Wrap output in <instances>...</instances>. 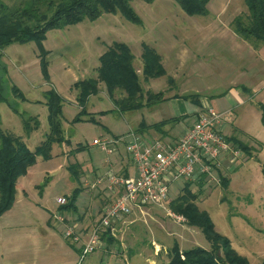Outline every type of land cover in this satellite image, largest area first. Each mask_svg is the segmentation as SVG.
<instances>
[{
  "label": "rangeland",
  "instance_id": "374dc122",
  "mask_svg": "<svg viewBox=\"0 0 264 264\" xmlns=\"http://www.w3.org/2000/svg\"><path fill=\"white\" fill-rule=\"evenodd\" d=\"M1 1L16 6L21 0ZM131 6L142 20L141 26L127 22L120 15L107 14L95 22L84 20L80 24L48 32L43 48L49 52L46 68L49 83H46L34 43L13 44L0 51L3 95L21 114L16 115L7 104L1 103L0 130L21 137L28 150L34 151L48 133L44 92L54 89L64 100L62 129L65 143L52 146L50 159L37 157L21 177L22 186L30 191L31 201L36 198V191H33L36 186L39 195L43 194V200L52 201L57 195H67L68 190L77 185L68 169L70 165L77 167L80 184L86 174H94L89 185L104 178L110 170L109 164L112 172L117 174L115 167L118 161L113 158L114 155L105 156L92 145L94 140H115L132 133L131 129L142 121L153 124L178 115L175 104H168L166 110L152 107L120 113L113 100L121 99L124 93L119 91L111 99L104 84L99 83L97 95L88 99V116L76 122L81 110L76 104L72 85L92 78L95 69V56L93 58L86 53L85 46H90L91 51L97 53L113 42L128 43L132 55L136 57L133 66L145 98L147 92L159 93L167 88L174 93L185 92V95L209 98L227 82L241 81L238 68L240 70L244 66L246 72L249 70L252 59L248 43L241 42L238 54L232 56V65H237V70L227 64L229 56L223 49L232 20L247 13L242 0H210L205 17L187 16L173 0H155L151 5L141 0H131ZM143 43L150 47L153 44L164 55L165 76L144 80L141 75L142 62L138 59ZM179 48L183 53L177 57ZM96 63H99L97 59ZM255 64L256 61L253 66ZM12 85L18 87L28 101L18 100L10 91ZM258 102L264 104V97L255 95L254 104L242 107V111L236 112L238 116L231 117L228 113L230 122L228 126L227 119L225 136L244 143L247 149L241 151L233 165L224 163L222 176L228 181L227 187L224 188L221 183L214 185L205 182L202 194L196 200L198 209L208 214L215 231L227 238L233 250L244 257L248 264H260L264 260V127L261 124L262 112L256 105ZM180 104L181 112L192 107L189 101ZM108 111L111 112L104 113ZM21 116L25 119L36 117L40 122L37 128L33 121L30 122L31 129L35 131L29 136L23 131ZM188 119L181 118L171 124L187 122ZM235 120H240L238 125L241 131L234 128ZM133 132L137 133V130ZM118 147L122 145L117 144ZM184 183L180 181L171 186L169 201L183 193ZM191 190L197 193L199 188L193 185ZM145 208V214L132 213L125 223L117 226L116 244L95 250L81 259L82 264H167L168 252L174 244L180 250L191 247L210 250V244L199 229L178 225L167 217L166 209ZM42 213V210L38 211V215ZM131 221L133 223H129Z\"/></svg>",
  "mask_w": 264,
  "mask_h": 264
},
{
  "label": "trees",
  "instance_id": "16d2710c",
  "mask_svg": "<svg viewBox=\"0 0 264 264\" xmlns=\"http://www.w3.org/2000/svg\"><path fill=\"white\" fill-rule=\"evenodd\" d=\"M145 4H152L155 0H141ZM176 5L189 17H205L208 15V4L210 0H173ZM247 13L235 17L231 22V28L235 35L250 42L255 48L264 45V0H242ZM120 15L127 22L141 26L142 20L131 6V0H21L16 6L6 5L0 0V51L13 44L25 45L34 43L38 52L41 66L45 72L46 83H49L47 74V56L49 52L43 48L47 33L53 30H62L69 26L82 23L84 20L95 22L103 15ZM142 62L141 75L145 81L156 79L166 75L161 64V58L157 52L146 44L141 45ZM0 54V59H1ZM99 67L96 77L77 81L72 85L76 91V104L81 112L75 121H81L82 117L88 116L86 106L91 96L97 95L99 83H103L109 98L117 92H123L121 99L113 100L116 110L120 113H129L143 108H151L164 100L163 92H147L143 96L133 61L134 57L130 48L123 44L114 42L102 54L99 59ZM6 77L7 70H3ZM172 80H170L171 82ZM3 87L0 79V104H7L16 115L17 109L13 108L8 99L3 95ZM10 91L20 101H27L23 92L15 85L10 86ZM44 105L47 108L48 133L44 140L34 150L29 151L21 137L0 130V216L9 211L15 201L17 180L23 177L28 168L31 167L37 157L44 160L50 159L51 148L54 144L65 143L64 131L62 129V107L63 97L49 89L44 92ZM184 99L193 98L198 101V96H184ZM41 103V102H40ZM257 107L262 112L261 124L264 127V105ZM18 114H17V113ZM111 111L104 112L110 113ZM22 119L23 131L29 136L33 131L30 122L33 121L39 127L36 117ZM178 119L164 120L151 126H146L142 121V129L160 130L163 126L177 122ZM233 146L242 151L247 149L246 145L229 138ZM74 183L80 186L77 178V167H68ZM204 180L196 182H185L183 193L174 200L168 201L167 206L176 214L182 215L187 220V226L199 229L206 241L210 244V250L200 247H191L180 250L176 244L168 252L167 264H248L244 257L238 255L232 248L227 238L215 231L208 214L200 211L196 200L202 194ZM221 184L227 187L228 181L221 176ZM198 186L197 193L192 192L191 186ZM76 187L68 197L67 203L60 206L61 212L74 210L76 199L81 192ZM107 245L115 243L114 238L103 240ZM264 264V260L260 263Z\"/></svg>",
  "mask_w": 264,
  "mask_h": 264
},
{
  "label": "crops",
  "instance_id": "0c3cea01",
  "mask_svg": "<svg viewBox=\"0 0 264 264\" xmlns=\"http://www.w3.org/2000/svg\"><path fill=\"white\" fill-rule=\"evenodd\" d=\"M225 40L227 42L226 44L223 43V49L225 50L226 55L229 56V63L227 64L230 65V67L233 66L236 70L237 65H232V56H236V54H238V46L241 42H245L250 45V58L252 60L249 62V70L246 72V68L244 66L240 67L241 71L238 68V74H240V77L242 78L241 81L227 82L222 89L217 91L215 94L210 95L209 98L198 97V101L193 98L184 99V96L192 95H185V92L183 94L174 93L172 90L167 88L162 91L166 100L153 107L154 109L159 108L162 110V108H164V110H166L168 109V104H175L178 106L179 112L176 117L166 118L161 121L171 120L174 118L184 119L189 117L188 121L185 123L179 121L175 125L170 123L163 126L160 130L142 129L140 127V122L131 129L132 133L145 143H149L154 139L172 143L182 136L185 127L190 125L195 120L196 115L204 106L210 105L218 112L230 113L231 117H233V115H237L238 112L243 110L242 107H246L248 104H254L255 95L264 97V45L255 48L250 42L235 35L232 28L228 30V38ZM91 43L93 42L91 41ZM119 43H123L129 47L128 43ZM151 45V48L154 49L160 56L161 64L163 66L164 55L153 44ZM109 46L111 45H106V49L99 50L97 53H93L90 46H85L86 53H90L93 58L95 56V59L93 60L95 69L92 73L94 74L92 78L96 77V70L99 67V63H96V59L98 60ZM141 53L142 51L140 52L138 58L140 61ZM181 53H183V50L179 48L176 53L177 57H179ZM165 55H167V53ZM133 57L135 61L136 57L134 55ZM255 61L256 64L253 66ZM223 62H225V59ZM220 65L218 70H220ZM251 65L252 67H250ZM74 94L76 96L75 90ZM194 94L199 95L196 92ZM187 101L192 104V107H189L188 111L185 110L181 112L182 106L180 103ZM258 104L262 103H256V105ZM143 122L146 126L155 124H148L145 121ZM229 122L230 120L228 118V126ZM235 122H237V127L233 124L232 126L241 131L239 129L240 126L238 125L240 120L239 122L235 120ZM176 129L177 131L174 132ZM135 130H137V133L133 132ZM226 130L227 125L225 127V131ZM125 135H122L121 137ZM113 155V158L118 161V165L115 167L117 168L116 175L123 177L134 175V165L125 153L124 145H122V147H118L116 151L110 155L105 154V156L109 157ZM109 167L110 170H113L110 164ZM93 176L94 174H86V176L82 178L81 184H79L80 186L74 184V186L68 190L69 193L63 196L67 199L76 187H80L79 189L81 192L76 199L74 205L75 208L72 212L69 211L67 213L61 212L59 210L60 206L56 204V199L62 196L57 195V197H55L52 201L43 200V194L39 195V191L36 190L38 188L37 186L33 189L34 193L36 191V198L34 201H31L29 197V189L22 186V178H19L15 187L16 195L14 204L9 211L0 216V264H82L83 260H81V252L89 239L91 230L98 223L103 208L108 205L114 197V195L109 193L107 190L108 182L103 179H98L101 180L100 183L95 186V189H91V185L98 181H93V183L89 185L88 183L92 180ZM145 209V207L141 210L135 209L132 213L135 214L139 212L141 214H145ZM39 210H42L46 215L43 213L38 215ZM57 212H59L63 217V222L57 221L54 218V215ZM130 215L129 217H131ZM126 218H128V216L121 218L119 222L113 225L115 231L112 235L108 230L101 234L100 239L102 241V246L100 250L116 244L112 243L107 245L103 240H108L109 237L116 238V228L119 224L125 223ZM69 223L75 225V233L79 238L77 242L67 241L64 238L66 225ZM129 223H133V221ZM101 261H103L102 258ZM107 264H109V262H107Z\"/></svg>",
  "mask_w": 264,
  "mask_h": 264
},
{
  "label": "built area",
  "instance_id": "2783aa9c",
  "mask_svg": "<svg viewBox=\"0 0 264 264\" xmlns=\"http://www.w3.org/2000/svg\"><path fill=\"white\" fill-rule=\"evenodd\" d=\"M227 115L210 105L204 106L195 120L185 127L182 136L172 143L159 139L145 143L134 133L115 140H94L92 145L107 155L116 151L117 144L124 145L135 170L134 175L127 177L118 176L109 170L101 178L108 182L107 190L114 197L103 208L98 223L92 228L82 249L81 259L100 249L101 234L108 230L112 235L115 231L113 225L135 209L141 210L147 206L166 209L168 218L180 226H186L187 220L167 206L170 188L180 181L196 182L203 179L208 184L221 183L224 163L233 165L241 155V151L225 136ZM100 181L90 188L95 189ZM66 203L65 197L56 199L58 206ZM54 218L63 222L59 212ZM64 238L71 242L79 240L74 224L66 225Z\"/></svg>",
  "mask_w": 264,
  "mask_h": 264
}]
</instances>
